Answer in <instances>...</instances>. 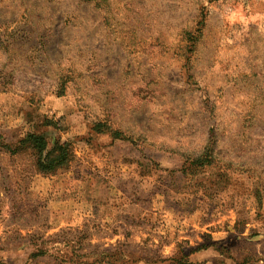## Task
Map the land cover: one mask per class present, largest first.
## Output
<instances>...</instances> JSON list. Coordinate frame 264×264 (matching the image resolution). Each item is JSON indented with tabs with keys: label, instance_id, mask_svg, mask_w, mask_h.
<instances>
[{
	"label": "rangeland",
	"instance_id": "obj_1",
	"mask_svg": "<svg viewBox=\"0 0 264 264\" xmlns=\"http://www.w3.org/2000/svg\"><path fill=\"white\" fill-rule=\"evenodd\" d=\"M29 133L69 166L39 171ZM208 245L264 264V0H0V264Z\"/></svg>",
	"mask_w": 264,
	"mask_h": 264
},
{
	"label": "trees",
	"instance_id": "obj_2",
	"mask_svg": "<svg viewBox=\"0 0 264 264\" xmlns=\"http://www.w3.org/2000/svg\"><path fill=\"white\" fill-rule=\"evenodd\" d=\"M104 128L105 127L101 124H95L93 131L97 134H104L106 129ZM106 130L110 131L114 137H116L118 134L117 132L112 131L110 127ZM21 144L31 150L37 156L38 170L46 175L55 173L58 169L67 168L74 158L68 144L56 143L52 148H49L46 138L35 133L27 134L22 140ZM214 151V148L212 145H210L204 154V157L198 160L196 163H198L200 167L211 165ZM207 247L200 248L197 251L199 252L201 249L203 250Z\"/></svg>",
	"mask_w": 264,
	"mask_h": 264
},
{
	"label": "crops",
	"instance_id": "obj_3",
	"mask_svg": "<svg viewBox=\"0 0 264 264\" xmlns=\"http://www.w3.org/2000/svg\"><path fill=\"white\" fill-rule=\"evenodd\" d=\"M196 257L201 264L216 261H224V264H226L227 261L225 260L227 258L223 257L222 253H220V251L212 245L196 253Z\"/></svg>",
	"mask_w": 264,
	"mask_h": 264
}]
</instances>
